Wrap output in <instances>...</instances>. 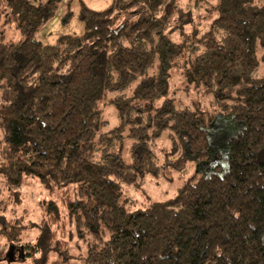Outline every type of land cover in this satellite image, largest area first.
<instances>
[{"label": "trees", "instance_id": "obj_1", "mask_svg": "<svg viewBox=\"0 0 264 264\" xmlns=\"http://www.w3.org/2000/svg\"><path fill=\"white\" fill-rule=\"evenodd\" d=\"M71 2H64L67 13ZM61 4L0 0V176L9 192L17 195L28 176L48 189L75 183L64 208L88 243L89 264H264V70L257 74L264 0H218L211 7L218 35L206 31L189 42L183 19L174 18L176 0H111L102 10L81 2L83 32L43 43L37 35ZM177 26L182 42L170 36ZM9 29L18 40L6 39ZM174 67L186 87L212 96L210 107L177 105L169 95ZM104 101L118 119L107 133ZM219 116L241 129L226 144L224 169L206 173L199 165L212 157L209 135ZM166 131L178 158L156 154ZM124 132L132 140L129 162L111 148ZM98 135L104 147L93 159ZM188 161L197 170L174 197L135 210L121 197L123 184ZM49 205L34 243L21 244L20 218L1 222L32 264L67 250L51 223L59 208Z\"/></svg>", "mask_w": 264, "mask_h": 264}, {"label": "rangeland", "instance_id": "obj_2", "mask_svg": "<svg viewBox=\"0 0 264 264\" xmlns=\"http://www.w3.org/2000/svg\"><path fill=\"white\" fill-rule=\"evenodd\" d=\"M65 1L63 0V2ZM81 2L91 9L102 10L110 4L111 0H72L70 13L67 16L73 15L74 19L68 24L60 25L52 34L45 33V24L39 31L37 38L43 43H54L51 39L55 37L53 36L54 34L56 36L81 34L83 26L78 19H75ZM176 2L181 8V12L176 14L174 18L183 19L184 24L182 27L186 35H189V39L186 41H196L206 31H213L218 35L213 25L216 13L211 10V7L216 5L218 0H176ZM172 24L175 25V21ZM78 26H81L80 28L82 29H79ZM170 36L175 42L184 41V36L181 35L179 26L171 30ZM19 37L17 30L9 29L6 32L7 40L16 41ZM46 37L49 38L46 39ZM263 70L264 64L260 62L257 74L261 75ZM170 74L169 95L175 98L179 107L194 108L198 103H201L203 107H210L212 99L210 94H205L200 87H186L179 69L174 67L171 69ZM100 107L102 120H104L102 133H107L109 129L115 127L118 123L116 111L105 101L101 103ZM125 133H123L124 138L114 139L115 143L111 148L114 151H120L124 161L129 162V148L132 140L126 137ZM99 139L100 135L92 143L91 155L93 159H97L100 156L101 148L104 147V143L99 142ZM155 150L157 156L161 159L179 157L178 150L173 148L169 139L168 131L157 139ZM196 170L195 163L188 161L182 170L172 169L171 173L167 175H148L136 186L123 184L121 186V197L128 200V205L132 210L148 207L153 202L164 201L174 197L178 188L185 184ZM76 187L75 183H69L66 187L48 189L37 178L28 176L17 191V195H14L6 188L5 179L0 176V264H32V258L22 256L15 249L14 244L10 243L7 237L1 233L2 220L7 222L14 218H20L24 225L21 233V244L34 243L40 231L38 224L44 219H48L50 214L49 204L51 202L59 208L58 220L51 221V223L53 228H55V235L65 240L67 250L64 256H58L56 253L52 254L49 264H89L87 262L88 243L77 236L75 228L69 222L64 208V197L67 196L69 199H74ZM10 248L14 249L13 260L7 258Z\"/></svg>", "mask_w": 264, "mask_h": 264}, {"label": "crops", "instance_id": "obj_3", "mask_svg": "<svg viewBox=\"0 0 264 264\" xmlns=\"http://www.w3.org/2000/svg\"><path fill=\"white\" fill-rule=\"evenodd\" d=\"M78 13V12H77ZM77 13L75 15V19H77ZM68 13L66 12V7L62 0V4L60 6L59 11L57 12L55 18L50 20L45 27L46 34H52L53 31L62 25L68 24L73 18V15L67 16ZM81 26H78L79 29ZM55 37L51 38L54 43L59 38V36L53 35ZM49 37H46V39ZM241 129V124L234 122L230 119H226L224 117H218L215 121L213 127L210 131V152H211V159L208 161L207 164H200L199 169L203 170L206 173L212 172L217 168L224 169L226 165V144L228 140L235 135Z\"/></svg>", "mask_w": 264, "mask_h": 264}, {"label": "water", "instance_id": "obj_4", "mask_svg": "<svg viewBox=\"0 0 264 264\" xmlns=\"http://www.w3.org/2000/svg\"><path fill=\"white\" fill-rule=\"evenodd\" d=\"M7 258L10 259V260H13L14 259V249L13 248H10L8 254H7Z\"/></svg>", "mask_w": 264, "mask_h": 264}]
</instances>
